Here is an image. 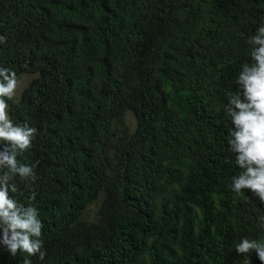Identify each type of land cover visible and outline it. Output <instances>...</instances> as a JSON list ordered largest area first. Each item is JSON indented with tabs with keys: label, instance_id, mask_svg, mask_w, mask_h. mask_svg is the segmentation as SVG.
I'll use <instances>...</instances> for the list:
<instances>
[{
	"label": "trees",
	"instance_id": "16d2710c",
	"mask_svg": "<svg viewBox=\"0 0 264 264\" xmlns=\"http://www.w3.org/2000/svg\"><path fill=\"white\" fill-rule=\"evenodd\" d=\"M237 8V0H0V66L26 80L9 115L37 130L17 155L35 181H10V195L42 221L46 257L32 264H216L224 229L219 264L258 263L254 251H235L261 233L262 206L229 190L235 156L224 112L250 45L214 51L204 33L231 38L223 18ZM25 255L0 245V264Z\"/></svg>",
	"mask_w": 264,
	"mask_h": 264
},
{
	"label": "clouds",
	"instance_id": "9594fccd",
	"mask_svg": "<svg viewBox=\"0 0 264 264\" xmlns=\"http://www.w3.org/2000/svg\"><path fill=\"white\" fill-rule=\"evenodd\" d=\"M237 2L238 8L231 14L233 16L223 18L224 32L232 33L231 38L226 35L224 37L221 32L209 33L205 30V44L214 51L237 41L250 45L249 58L239 73L236 72L235 87L228 94L224 105V112L232 124L228 140L229 152L235 156V168L228 187L233 194H249L261 203L262 213L257 217L261 233L257 237L241 238L235 245V251L238 254L254 251L258 258L257 264H264V2ZM243 25L246 26L243 32L234 36L233 32ZM5 39L4 35H0V43ZM18 84L20 86L17 89ZM25 84V79L18 81L14 70L0 66V170H3L0 172V245L12 256L18 251L26 253L23 264H32L31 257L38 255L42 261L46 257L39 211L33 204L19 203L10 195V192L15 193L17 190L16 185L10 183L14 176L22 180L36 179L34 166L18 163L17 155L31 147L37 130L27 121L14 123L9 115L8 101ZM40 147L41 143L33 148L37 151ZM213 147V144H209L207 148ZM167 167L173 173L172 164L168 162ZM169 192L176 200H182L177 185L169 187ZM31 199H35V194ZM222 235L223 246L215 249L216 264L227 256V229H224Z\"/></svg>",
	"mask_w": 264,
	"mask_h": 264
},
{
	"label": "rangeland",
	"instance_id": "374dc122",
	"mask_svg": "<svg viewBox=\"0 0 264 264\" xmlns=\"http://www.w3.org/2000/svg\"><path fill=\"white\" fill-rule=\"evenodd\" d=\"M20 84H18L17 89L19 88Z\"/></svg>",
	"mask_w": 264,
	"mask_h": 264
}]
</instances>
